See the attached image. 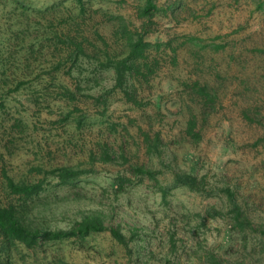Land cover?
<instances>
[{"label": "rangeland", "instance_id": "1", "mask_svg": "<svg viewBox=\"0 0 264 264\" xmlns=\"http://www.w3.org/2000/svg\"><path fill=\"white\" fill-rule=\"evenodd\" d=\"M154 1L145 16L146 0H84L83 14L77 0H0V202H11L3 170L36 183L43 175L32 168L92 169L73 186L49 177L33 215L61 230L98 212L135 236L128 250L109 231L18 244L0 264H264V0ZM122 26L152 44V72L127 82L141 105L100 67L126 56ZM65 34L85 43L76 65L58 42ZM193 119L199 142L186 134ZM103 145L114 162L100 161ZM136 167L174 186L167 201ZM177 173L204 179V191L176 186ZM120 177L133 183L118 193ZM233 202L251 222L243 234Z\"/></svg>", "mask_w": 264, "mask_h": 264}, {"label": "trees", "instance_id": "2", "mask_svg": "<svg viewBox=\"0 0 264 264\" xmlns=\"http://www.w3.org/2000/svg\"><path fill=\"white\" fill-rule=\"evenodd\" d=\"M80 8V14L85 12L84 0H77ZM157 10V6L154 0H146V5L142 10V14L145 16H151ZM120 37L125 41L127 47V54L120 59L107 58L106 62L100 64L102 69H113L115 73V88L121 89L128 101L134 105H141L138 100L132 95L127 87L128 77L137 78L144 74L143 70L146 69L149 73L152 72V65L147 62L148 51L152 47V44L147 42L143 36L135 38L134 34L128 30V26H122ZM60 46L67 50L68 59H70L74 65H76L81 56H85V43L79 41L77 36H70L65 34L58 38ZM218 49V47H217ZM62 64H58L57 67H61ZM71 73V72H69ZM148 74V73H146ZM144 74V77L146 76ZM205 88H201V93H206ZM65 95L71 101H75V93L66 92ZM207 96H209L207 94ZM78 124L81 126L83 121L78 119ZM199 124L196 119L191 120L188 123L186 134L194 142H199L202 138L199 131ZM158 144V139L156 140ZM155 141V142H156ZM150 145V150L153 147H157V144ZM100 161L104 163H111L115 161V154L112 150L106 146H101ZM117 157V155H116ZM123 158V157H122ZM137 175L146 176L149 179L155 180L159 186V193H161L164 201L171 194L174 186H164L159 184L157 179V173L146 169L145 167L135 168ZM31 172L42 174L41 178L36 183H29L26 181H15L10 177L5 170L2 171V177L6 186V193L11 198V202L7 205H3L0 202V238L4 241V246H0V251L5 254L7 251L20 244L27 249L33 250L42 245L49 243H56L61 241H85L93 234L109 231L113 239L127 250L131 242L135 239L134 234L127 236L123 233L122 229L114 226H107L105 216L102 213L94 212L81 217L76 221L70 229L52 230L45 224L38 222L32 211L36 200L47 191L50 186L48 181L49 177H52L57 181L56 186L66 187L78 184L83 176L94 173L92 169H81L71 167H61L50 171L43 170L42 168H32ZM203 180H198L197 177L190 174L177 173L175 175L176 186L186 187L191 191L203 192L204 184ZM132 180L120 177L118 180V193L123 192L126 187L131 186ZM228 188L227 193L232 194ZM232 201V198L230 199ZM230 218L234 223V229L239 233H245L247 228H251V222L247 212L241 204L233 202L229 209ZM212 217L225 216L224 212L213 209ZM229 215V214H228ZM214 264H221L217 260H213Z\"/></svg>", "mask_w": 264, "mask_h": 264}]
</instances>
